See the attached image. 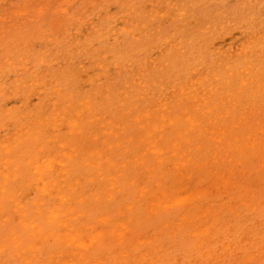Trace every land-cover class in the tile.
Returning a JSON list of instances; mask_svg holds the SVG:
<instances>
[{"label": "rangeland", "instance_id": "1", "mask_svg": "<svg viewBox=\"0 0 264 264\" xmlns=\"http://www.w3.org/2000/svg\"><path fill=\"white\" fill-rule=\"evenodd\" d=\"M244 1L0 0V226L22 233L16 202L26 205L32 216H37L33 213L37 206L30 203L34 200L44 202L39 206L42 211L58 206L55 192L46 194L41 189L44 182L54 181L69 197V204L59 212L76 208L62 220L77 227L89 226L103 214H110L113 223L132 221L133 230H127L123 243L106 237L93 246V260L113 258L121 250L141 255L155 247L157 264H208L210 258L204 257L203 249L227 240L236 243L234 253L238 256L220 257L214 264H236L244 252L252 257L254 250L258 257L245 264H264V0H257L254 8ZM178 40L182 41L181 49L176 45ZM247 41L251 42L248 62L236 59L235 54ZM229 54L231 60L227 59ZM201 67L216 74L207 81V87L214 91L210 107H216L210 108L211 124L198 116L191 127L184 110L196 115L195 101L187 98L189 95L179 100V87L199 90L201 85L193 80ZM242 81L246 86H240ZM62 99L71 103L63 117L56 123L44 119L52 113L55 102L57 107L62 105ZM152 110L162 114L166 123L162 139L157 140L162 160L149 178L142 168L134 166L133 159L145 152V158L158 162L146 151L144 142L152 128L146 122L143 127L135 122L138 114ZM206 110L204 107L201 112ZM71 118L77 123L72 133ZM24 126L31 132L20 138ZM220 127L226 129L225 140L237 139L233 145L238 151L226 146L214 148L217 143L211 138L220 136L216 131ZM179 132L188 133L191 143L183 137L178 151L171 152ZM154 136L161 135L155 132ZM244 137L249 138L248 145ZM64 142L68 145L62 147ZM117 142L120 145H115ZM5 143L11 144L10 151L4 149ZM70 149H76L71 151L72 157L61 158L66 164L45 170V181L37 186L34 170L25 162L27 155L44 161ZM95 150H101L110 163L126 164L119 170L123 174L120 191L114 192L111 200H95L94 194L100 195L108 187L101 176L92 182L87 178L93 170L86 164L99 158ZM215 152L219 153L213 157ZM184 154L189 160L185 168L178 165ZM7 158L10 165L5 169L1 162ZM230 168L236 174L228 176ZM4 173L9 176L5 178ZM131 179L134 186H129ZM74 180L79 184L70 191ZM143 186L147 191L135 195V208L125 209L131 194ZM164 191L172 198L194 195L184 206L146 216L143 208L148 206V198ZM84 196L90 198L78 203ZM183 214L195 222L173 229L174 221ZM196 226L207 227L198 239L190 237ZM94 229H89L84 239ZM155 237L157 241H153ZM50 241L55 249H62ZM12 252L0 253V260L22 264ZM129 257H123L120 264L141 263V259L132 261Z\"/></svg>", "mask_w": 264, "mask_h": 264}, {"label": "bare ground", "instance_id": "2", "mask_svg": "<svg viewBox=\"0 0 264 264\" xmlns=\"http://www.w3.org/2000/svg\"><path fill=\"white\" fill-rule=\"evenodd\" d=\"M245 1H246V5L248 3L249 4L252 3L253 8L255 6H258V3H259L257 0H245ZM61 6H62V4H61ZM3 28H5V27H3ZM204 28L208 29L209 25L204 26ZM176 45L178 47L180 46V49H181L182 48V41L178 40ZM199 50L202 51V49H199ZM248 50L249 51L251 50V42L250 41H247V43H244L241 45V47L239 48V52L235 54L236 59L241 60V61L245 60L246 62H248V59H249L247 56ZM199 56L202 59V56L204 57L205 55L203 54V55H199ZM220 56L223 57L222 54H220ZM231 56H232V54L227 55V59L231 60V58H228ZM8 61H10V60H6V62H8ZM221 65H222V62H219L218 66H221ZM37 66L39 67L38 64H37ZM199 69H200L199 76L195 80H193V82L196 81L198 84L201 85L199 90L196 88H192V90H191L190 88H187L186 85H182L179 87L180 91L182 92L181 93L182 96L179 97V100L181 98L185 97L186 95H189V97H187V98L193 99L195 101L194 111H195L196 115L190 116L188 113V109L184 110V112H185L184 114L186 116L185 121L191 127H193V124L195 122L193 118H197L198 116L202 117V120L204 123L211 124L212 121L208 119V116L211 113L210 108L216 107V106L210 107L211 103L209 102V99L214 95V91H213L212 87H207V81H210L211 78L215 79L216 74L211 72V71H207V70L203 69L202 67ZM257 79H259V78H256L255 80L257 81ZM141 83L142 82H140L139 84H141ZM0 84H1V82H0ZM126 84H127V82H126ZM246 84L247 83L245 81L240 82L241 87L246 86ZM259 86H261V85L259 84ZM262 86H263V84H262ZM228 97H229V95L227 94L226 95V101L227 102L230 101V99H228ZM56 104L57 103L55 102L54 107L52 109V113L44 119H52L54 121V123H56L60 119V117H63L62 115L66 111V109L71 106L70 101L65 100V99H62V101H61L62 105L61 106L57 107ZM84 105L86 108L89 107L88 101H86ZM167 107H168V105L166 102L164 104V109H166ZM204 107L207 108V110H206L207 112H201ZM77 112L78 111H76V113ZM135 119H136L135 122L137 124L141 125L142 127H143V125H145L143 123L146 122V124L152 128L150 131H148L146 133L144 142H146V146H147L146 151L153 153L155 155V159L158 160V162L157 161L153 162V161L145 158V156H146L145 152L141 155L140 154L137 155L133 159L134 166L136 165V168H142L147 173V177L151 178L154 171L159 167L160 162H161L160 160H162V158L160 157V155H161L160 150L157 148V140L160 141L162 139V131H163L164 125L166 123V118L163 117L162 114L157 113V110H152L151 112H147V111L141 112L140 114H138L135 117ZM154 121H157V123L153 124ZM38 122L40 124L44 123L43 120H38ZM68 123L70 126V133H72V131H74V129H76L77 123L73 118L69 119ZM29 128L30 127H27V126H24L23 128H21L20 129L21 132L18 134V136L20 138H22V137H25L26 135H28L31 132L30 131L31 129H29ZM112 129H113V127L111 128V130ZM207 129H208V127H207ZM207 129H204V130H207ZM78 130H80V128ZM216 131L220 133V136L218 138H211L212 141L217 143L214 146L215 149H217L219 146L220 147L226 146L227 149L233 148L236 151L239 150V149H236L237 147H234V145H233L235 143V141H237V139L233 138V139L225 140L224 137L227 133L226 129H221V127H220L218 129H216ZM155 132H157L161 136L156 138L154 136ZM111 133H113V131ZM187 134L188 133H182V132L177 133L175 140H174L175 143L173 145H171V148H170L171 152L178 151V144H180V140L183 137L185 138L187 144L191 143V137L190 136L187 137ZM25 138H27V137H25ZM53 138H54L53 140L58 141V138H55V137H53ZM244 139L246 141V145H248V143L250 142L249 138L244 137ZM66 145H68L67 142L61 143L62 147H65ZM115 145H120V143L117 142ZM168 145H170V144H168ZM3 147H4V149L10 151L11 144L5 143ZM43 149L44 148L42 146H40L38 150L42 151ZM71 151L74 152V151H76V149H70V152H63L60 156L54 155L53 157L47 158L44 161H40V159L37 157L31 158L30 154L27 155L26 159H28V160H26L25 162H26L27 166H31V168L34 170L33 171V173H34L33 174L34 175L33 180H34L35 184L37 186H39L40 182L45 181L44 180V171L45 170L52 171L53 167L56 164L65 165L66 162L63 159L71 158L72 157ZM93 153L96 154L99 158L94 160L93 162H88L86 164V167H89L90 169L93 170V173L91 174V176L87 177L88 181L92 182L101 176L102 177L101 179L105 180V182L108 183V187H105L104 190H102L100 195L94 194V197L96 196L95 200H97V201L100 199L111 200L114 192L120 191L118 186H119V183L122 182L123 174L119 170L126 168V164L121 163L119 165L117 163H110L108 158L104 159L102 157L101 150H95ZM218 153L219 152H215L213 157H216V155ZM186 156H187L186 154L180 156V161L178 162V165L181 167L183 166V168H185L187 166V163L189 161V160L185 159ZM62 157H64V158L61 159ZM1 165L3 168L7 169V167L10 165V160L8 158L4 159L1 162ZM108 165L113 169L112 173L109 171ZM206 166H207V164L205 163L204 167H206ZM178 169H175V171H178ZM66 170H68V169H66ZM68 173H69V171H68ZM4 174L5 175H3V176L5 178H7L9 176V173H4ZM226 174H228V176H232V175L236 174V171H234L233 169L230 168L226 172ZM241 174H243V173L241 172ZM217 177L223 178V177H219V176H217ZM199 179H201V178H199ZM51 180H54V179H51ZM223 180L226 181V179H224V178H223ZM179 182H181V181H179ZM128 183H129V186H132V185L134 186L136 184V182L133 179H131ZM176 183H172L171 185H173V184L176 185ZM78 184H79V181L74 180V182H72L69 185L70 191L77 189L76 185H78ZM62 187L63 186H61L58 182H54V181L44 182L43 187L41 188L42 191L46 194H50L51 191H54L55 192L54 197H57L60 200L59 201L60 203L55 208L47 207L46 209H44L42 211L39 208V206L43 205L44 202H39V200H34L33 202H30L32 205L37 206V208L33 211V213H36L37 216L29 215V213H28L29 211H28L26 205H23V204H20L19 202H16V205L19 208V215L21 217L20 223H21V227H22V233L18 234L13 229H7L6 226H4L2 228L0 226V253L6 252L10 249L13 250L12 253H14L16 255L15 258L19 259V261L22 264H120L122 261L121 259L123 257H127V256H130L129 258L133 259L132 261H134L136 259H141L140 264H144V263H146V261H149V264H157V262L154 263L155 259H159V257L156 256V254L158 253V250L155 247H151L149 252H147L145 254H141V255L130 254L128 251L121 250L113 258L101 257V258H97V259L93 260V258L91 257L92 252H90L91 248L93 246L99 244V242L101 240L105 239L106 237H109V239H111V242H115L116 244H119L121 242L123 243L125 240L124 234L127 232V230H129V231L133 230L131 227L132 221H131V219H129L127 221H120V222L113 223L112 217L110 214H103V215L96 217V219L94 220L95 223L89 224V226H85V225H82L80 227L74 226V225L70 224V222H68L69 220L68 221H66L67 219L65 221L62 220V217L63 216H65V218H66V216L68 217V215H67L68 212H70V213L75 212V210H76L75 207L70 209L68 212L67 211L66 212H59L60 211L59 209H62L63 205L69 204V202H68L69 197L67 196V194L63 193ZM175 188L176 187H174V189ZM185 188H186V185H185ZM196 190H198V187H197V189H195V191ZM204 190L206 191V189H204ZM146 191H147V188L145 186L136 190V192L134 191V193H132L130 196L131 203L128 204L125 209H134L135 204H136L135 200H137L136 196H142V195H144V193ZM153 195H155L153 198H151V197L148 198V200H149L148 206H145L143 208L145 210V214H147L146 216H150V214H157L158 212L167 213V211L172 209L175 205L184 206L186 204V202L190 203V201L188 202V200L192 199L194 194L191 192V194H188L187 196L185 194V196H183V197L172 198L171 196H169V194H167L164 191L160 194L154 193ZM210 195H212V194H210ZM89 198H90V196L79 197L77 202L83 203L86 199L88 200ZM10 199H12V197ZM88 204H89V202H88ZM0 210L1 211L3 210V207L1 205H0ZM98 210L99 209H95V212H98ZM119 210L116 209V212ZM213 212H215V211H213ZM119 213H121V212H119ZM203 214H205V213L203 212ZM205 215H203V216H205ZM40 218H43L42 222H40ZM69 218H70V220H72L73 216H69ZM190 221H192V220H190L188 217H186L185 214H183L181 218L174 221V226L172 228L173 229L174 228L183 229L185 223H188ZM192 222H195V219ZM41 224H44L46 226H48V225L53 226L54 228L53 229L44 228ZM98 225H101L102 228L100 230L96 231L94 228ZM196 227H197L196 230L193 232L191 231L192 233L190 234V237H192L194 239H198L199 237L201 238V235L207 231V227H201V228H198V226H196ZM89 229H92V230L94 229L95 232L89 233L88 235L85 236L86 238L84 239V234L86 232H88ZM152 239H153V241H157V237L152 238ZM50 240H52L53 242L59 243L62 246V249H55L53 247V245L50 243L51 242ZM151 243L152 242L150 240L149 244L151 245ZM237 247L238 246H236V243H234L233 241L224 240V241L219 242L217 244V246H214V247L211 246V247H207V248L203 249V254H204L205 258L212 259V261L210 259L207 261L208 264H214V262L216 263L217 259L220 257H223L224 259L227 257H232L234 259L233 255L238 256L237 254L234 253L237 251ZM257 247H258V245H256L254 248L253 247L252 248L257 249ZM197 248L199 249L200 246H198ZM65 249H67L68 251L65 252ZM262 250H264V248ZM253 252L255 255H252V257H258V253L255 250ZM216 255H217V257H216ZM65 256H67V258H64ZM252 257L250 256L248 251H246V252H244V254L241 257L238 258V261L236 264H238V263L239 264L249 263L251 261ZM244 261H246V262H244ZM0 264H10V263H6V262L4 263L2 260H0Z\"/></svg>", "mask_w": 264, "mask_h": 264}]
</instances>
